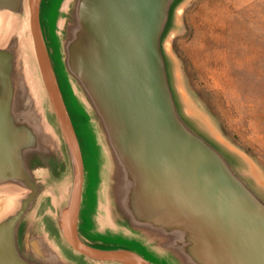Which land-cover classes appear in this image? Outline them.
I'll return each instance as SVG.
<instances>
[{
    "label": "water",
    "instance_id": "1",
    "mask_svg": "<svg viewBox=\"0 0 264 264\" xmlns=\"http://www.w3.org/2000/svg\"><path fill=\"white\" fill-rule=\"evenodd\" d=\"M187 1L0 0V264H264V182L179 87Z\"/></svg>",
    "mask_w": 264,
    "mask_h": 264
},
{
    "label": "rangeland",
    "instance_id": "2",
    "mask_svg": "<svg viewBox=\"0 0 264 264\" xmlns=\"http://www.w3.org/2000/svg\"><path fill=\"white\" fill-rule=\"evenodd\" d=\"M168 48L189 108L264 182V0H188ZM78 130L89 171L80 231L90 237L95 150Z\"/></svg>",
    "mask_w": 264,
    "mask_h": 264
},
{
    "label": "bare ground",
    "instance_id": "3",
    "mask_svg": "<svg viewBox=\"0 0 264 264\" xmlns=\"http://www.w3.org/2000/svg\"><path fill=\"white\" fill-rule=\"evenodd\" d=\"M188 105H189V104H188ZM189 109H190V108H189ZM5 199H6L5 202H6L7 204H9V202L11 201L10 199H12V198H11V197H6Z\"/></svg>",
    "mask_w": 264,
    "mask_h": 264
}]
</instances>
